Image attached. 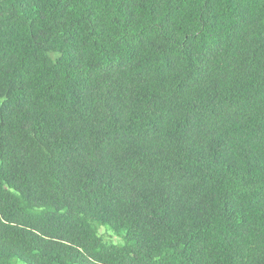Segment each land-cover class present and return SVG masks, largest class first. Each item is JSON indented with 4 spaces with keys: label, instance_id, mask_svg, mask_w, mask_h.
Returning <instances> with one entry per match:
<instances>
[{
    "label": "trees",
    "instance_id": "16d2710c",
    "mask_svg": "<svg viewBox=\"0 0 264 264\" xmlns=\"http://www.w3.org/2000/svg\"><path fill=\"white\" fill-rule=\"evenodd\" d=\"M0 264H264V0H0Z\"/></svg>",
    "mask_w": 264,
    "mask_h": 264
},
{
    "label": "rangeland",
    "instance_id": "374dc122",
    "mask_svg": "<svg viewBox=\"0 0 264 264\" xmlns=\"http://www.w3.org/2000/svg\"><path fill=\"white\" fill-rule=\"evenodd\" d=\"M100 233L105 237V240L109 243L113 242L122 244L124 242L122 236L116 234L113 230H110L108 226L101 227Z\"/></svg>",
    "mask_w": 264,
    "mask_h": 264
}]
</instances>
